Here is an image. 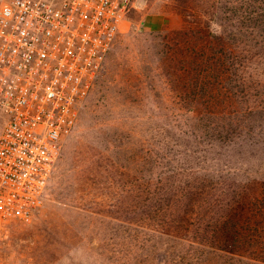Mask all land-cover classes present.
Masks as SVG:
<instances>
[{"label":"rangeland","instance_id":"1","mask_svg":"<svg viewBox=\"0 0 264 264\" xmlns=\"http://www.w3.org/2000/svg\"><path fill=\"white\" fill-rule=\"evenodd\" d=\"M207 30L234 33L239 58L251 63L245 83L264 104V0H142L80 102L42 205L30 222H0V264H181L171 254L173 236L192 250L228 193L224 184L195 199L192 187L176 189L180 179L197 182L184 168L186 141L211 169L264 150V110L247 119L261 118L251 136L211 143L184 99L192 87L178 85L172 62L188 46L209 44Z\"/></svg>","mask_w":264,"mask_h":264},{"label":"built area","instance_id":"2","mask_svg":"<svg viewBox=\"0 0 264 264\" xmlns=\"http://www.w3.org/2000/svg\"><path fill=\"white\" fill-rule=\"evenodd\" d=\"M142 0L0 2V222H30L121 22Z\"/></svg>","mask_w":264,"mask_h":264},{"label":"trees","instance_id":"3","mask_svg":"<svg viewBox=\"0 0 264 264\" xmlns=\"http://www.w3.org/2000/svg\"><path fill=\"white\" fill-rule=\"evenodd\" d=\"M205 35L209 44L186 47L184 55L173 60L171 71L179 74L176 78L183 89L192 87L190 94L184 92V99L189 100V108L199 113L200 127L211 143L229 142L243 133L251 136L255 127L261 125L258 121L261 118L254 122L247 119L255 110L259 109L258 115L264 110L262 100H258L260 94L250 92L245 83L250 76L243 68L250 67L251 63L248 66L245 59L239 58L234 33L207 30ZM181 141L177 138L176 145ZM185 147L187 177L194 176L197 182L180 179L176 189L179 190L182 183L192 187L190 198L193 199L208 196L218 188L217 184L226 185L228 193L218 215L204 221L203 236L190 242L194 248L185 249L183 238L175 235L172 238L175 250L171 254L181 264H264V150H249V160L240 161L243 164L239 166L230 164L233 160L228 157L232 162L227 160V163H218L222 167L211 169L199 162L203 158L197 153L199 149L188 141ZM227 172L230 183L225 182L223 175Z\"/></svg>","mask_w":264,"mask_h":264}]
</instances>
